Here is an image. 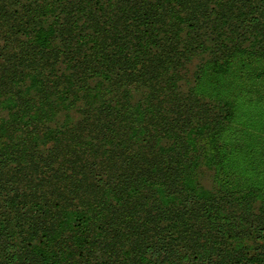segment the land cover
Masks as SVG:
<instances>
[{
  "label": "trees",
  "instance_id": "obj_1",
  "mask_svg": "<svg viewBox=\"0 0 264 264\" xmlns=\"http://www.w3.org/2000/svg\"><path fill=\"white\" fill-rule=\"evenodd\" d=\"M203 53L264 61V0H0V264H264L262 191L199 181Z\"/></svg>",
  "mask_w": 264,
  "mask_h": 264
},
{
  "label": "rangeland",
  "instance_id": "obj_2",
  "mask_svg": "<svg viewBox=\"0 0 264 264\" xmlns=\"http://www.w3.org/2000/svg\"><path fill=\"white\" fill-rule=\"evenodd\" d=\"M211 60L208 53L195 56L184 71L183 88L212 102H234L236 115L219 133L215 161L197 168L199 181L227 198L229 189L256 188L264 196V61L241 58L223 74L214 71ZM71 113L82 117L80 111ZM64 118L61 113L58 122Z\"/></svg>",
  "mask_w": 264,
  "mask_h": 264
}]
</instances>
